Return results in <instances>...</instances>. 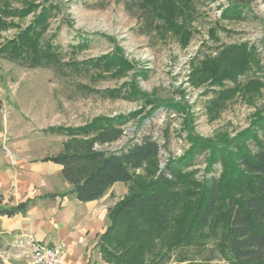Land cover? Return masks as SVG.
<instances>
[{
    "label": "rangeland",
    "instance_id": "rangeland-1",
    "mask_svg": "<svg viewBox=\"0 0 264 264\" xmlns=\"http://www.w3.org/2000/svg\"><path fill=\"white\" fill-rule=\"evenodd\" d=\"M125 1H1L0 128L17 115V127L38 129L47 152L59 154L66 136L50 128L129 116L121 138L102 148L117 151L151 135L161 146L156 164L135 178L145 183L185 157L177 188L189 202L203 182L224 184L231 171L239 177L237 167L226 166L232 154L264 142V0H175L172 13L158 7L148 33ZM231 46L240 51L234 64L220 56ZM31 50L49 63L20 64ZM228 192L244 200L251 189L239 183ZM221 210L184 241L167 230L146 263L229 264Z\"/></svg>",
    "mask_w": 264,
    "mask_h": 264
},
{
    "label": "trees",
    "instance_id": "trees-1",
    "mask_svg": "<svg viewBox=\"0 0 264 264\" xmlns=\"http://www.w3.org/2000/svg\"><path fill=\"white\" fill-rule=\"evenodd\" d=\"M174 1L126 0L124 5L138 18L140 31L148 33L156 26L158 7L163 4L165 11L172 13ZM239 52L231 46L220 56L223 62L234 64ZM13 53L10 50L6 57L13 60ZM30 53L18 62L27 67L39 66L43 59L34 50ZM45 61L43 63L48 64L49 58ZM160 103L158 101L157 106ZM128 118H96L75 128L52 127L51 132L63 130L66 139L59 154L44 158L62 166V177L71 185L69 193L80 201L101 198L115 182L126 185L127 193L108 209L110 224L99 238L98 249L104 264H147L144 255L151 251L155 239L166 238L167 230H171L168 234L175 241H184L195 225H207L219 207L225 220L229 264H264V142L255 152L240 147L232 154L231 161L235 162L233 166H226L237 167L239 177L231 176V171L224 184L220 185L215 179L203 182L197 198L183 202L185 199L181 198L177 186L182 180L181 170L188 164L185 157L169 160L144 183L136 179L135 174L147 165L156 164L161 148L156 139L145 134L117 151L102 148L121 138L122 125ZM239 183L251 189L244 200L228 192ZM2 199L0 192V215L12 216L25 204L2 206ZM178 211L186 214L180 217L176 215ZM174 221L179 225L172 228Z\"/></svg>",
    "mask_w": 264,
    "mask_h": 264
},
{
    "label": "crops",
    "instance_id": "crops-1",
    "mask_svg": "<svg viewBox=\"0 0 264 264\" xmlns=\"http://www.w3.org/2000/svg\"><path fill=\"white\" fill-rule=\"evenodd\" d=\"M20 118L10 113L0 128L1 205L25 203L12 216L0 215V263L31 264L33 241H63L61 264H103L99 238L110 224L108 209L127 193L126 185L115 182L99 199L78 200L69 193L62 166L44 159L56 155L47 152L45 136L17 127Z\"/></svg>",
    "mask_w": 264,
    "mask_h": 264
},
{
    "label": "built area",
    "instance_id": "built-area-1",
    "mask_svg": "<svg viewBox=\"0 0 264 264\" xmlns=\"http://www.w3.org/2000/svg\"><path fill=\"white\" fill-rule=\"evenodd\" d=\"M65 243H43L33 241L31 243V264H61Z\"/></svg>",
    "mask_w": 264,
    "mask_h": 264
}]
</instances>
